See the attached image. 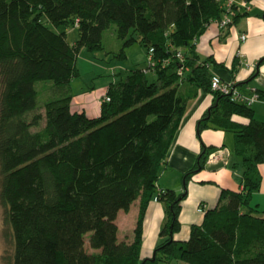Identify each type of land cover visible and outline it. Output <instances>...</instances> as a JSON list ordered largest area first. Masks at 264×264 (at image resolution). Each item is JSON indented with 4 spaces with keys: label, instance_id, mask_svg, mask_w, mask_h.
Returning a JSON list of instances; mask_svg holds the SVG:
<instances>
[{
    "label": "trees",
    "instance_id": "16d2710c",
    "mask_svg": "<svg viewBox=\"0 0 264 264\" xmlns=\"http://www.w3.org/2000/svg\"><path fill=\"white\" fill-rule=\"evenodd\" d=\"M226 2L0 0V204L12 241L3 264H264V211L251 204L262 184L264 122L255 119L251 106L211 90L209 60L200 62L194 48L206 27L226 14ZM233 9L232 23L246 16ZM70 25L77 29L73 44L67 40ZM112 25L118 50L104 44ZM135 44L147 54L153 49V70L144 73L146 65L116 74L107 90L110 101L102 102L97 117L72 112L81 50L125 60ZM178 49L188 69L183 78L174 56ZM263 63L264 57L257 66ZM184 79L213 94L196 134H233L242 190H221L217 205L179 242L174 234L188 182L214 151L201 144L181 193L158 188L186 112L188 99L178 91ZM44 81L52 86L37 89ZM258 94L264 101V92ZM157 195L166 214L159 233L164 241L151 259H141L145 214ZM137 199L132 241L120 242L117 215Z\"/></svg>",
    "mask_w": 264,
    "mask_h": 264
},
{
    "label": "crops",
    "instance_id": "0c3cea01",
    "mask_svg": "<svg viewBox=\"0 0 264 264\" xmlns=\"http://www.w3.org/2000/svg\"><path fill=\"white\" fill-rule=\"evenodd\" d=\"M239 11L246 16L227 28H220L215 22L210 23L198 38L194 48L200 62L209 60L211 74L219 76L225 83L232 84L241 95L250 97L255 93L264 92V63L257 66L258 61L264 57V0H252L248 10L240 9ZM242 34L246 36L245 41L240 40ZM119 47V42H116V49L113 50H118ZM130 51L127 50L128 57H130ZM107 58L110 59V56ZM128 61L130 65L118 63L113 67L109 83L102 85L104 93L108 90L109 84L116 80L117 73L136 67L143 69L147 65L143 57L138 62L131 59ZM151 77V81L155 79L154 74ZM74 90L72 87L71 111L84 112L91 118L97 117L104 97L94 100L84 94V91ZM178 91L180 95L188 99L186 112L174 136L166 162L162 166L157 182L158 188L172 190L177 194L182 192L183 175L196 165L202 143L206 147L214 148V151L223 148L228 151L226 163L207 164L206 161L205 168L193 175L188 182L187 196L181 203L180 229L174 234L175 241L184 242L189 238L191 226L200 225L205 212L217 205L221 190H242L240 183L242 166L239 158L229 154L234 145L232 133L206 129L202 131L200 139L197 137V122L212 105L213 94L202 91L186 79L181 83ZM79 92L81 94H78ZM251 108L255 119L264 122V101H256ZM233 120L243 124L248 123V119L239 116H234ZM259 170L262 175V184L259 192L253 194L251 204L257 205L259 210L264 211L260 208L261 204L256 201L257 198L264 197V164L259 167ZM139 204L140 201L137 199L128 212L118 213L116 224L120 242L132 241ZM199 207L203 208V213L197 211ZM165 221L163 204L151 201L143 224L141 259H151L155 248L164 241L159 233Z\"/></svg>",
    "mask_w": 264,
    "mask_h": 264
},
{
    "label": "rangeland",
    "instance_id": "374dc122",
    "mask_svg": "<svg viewBox=\"0 0 264 264\" xmlns=\"http://www.w3.org/2000/svg\"><path fill=\"white\" fill-rule=\"evenodd\" d=\"M48 26L53 29L51 25L48 24ZM114 27L115 26L112 25V27L104 33V44L106 46V49L109 50L116 49V42H118L114 34ZM66 32L68 42L73 43L77 39V29L74 26L70 25V27L67 28ZM127 50H131L129 54L130 57L126 55L128 58L126 57L125 60H118L111 58V56L110 59H108L105 51H95L94 53L90 54L85 49H82L76 63L79 77L73 80L72 87L75 89L74 91H84V94L89 96L90 99L92 97L94 100H98L106 96L107 91L104 93V86L102 85L105 83H109V77L111 76L110 73H112V69L114 66H117L118 63L130 65V61L128 60L131 59V61L138 62L142 57L145 59V61H147L148 54L141 45L135 44L131 46L130 48L126 49V54ZM117 72H119V70ZM98 74H100V76L97 77ZM149 74L150 75H148V78L151 80V76L153 73L150 72ZM50 86H52V83L49 81L39 82L37 84V89H48ZM43 94L44 95H41L39 97V103L41 106L43 105V102L47 100V97H45L47 93ZM78 94L81 93L79 92ZM40 112L43 113L44 111L41 109ZM43 124L44 121L42 122V125ZM229 134L231 133L229 132ZM229 154L234 156L233 150L230 149ZM256 201L257 203L261 204L260 208L264 209V197H259L256 199ZM11 253L12 241L10 229L5 223L4 210L2 205L0 204V264H3V256L9 255Z\"/></svg>",
    "mask_w": 264,
    "mask_h": 264
},
{
    "label": "built area",
    "instance_id": "2783aa9c",
    "mask_svg": "<svg viewBox=\"0 0 264 264\" xmlns=\"http://www.w3.org/2000/svg\"><path fill=\"white\" fill-rule=\"evenodd\" d=\"M234 7H236L238 10H248L249 3L243 0H227L226 2V14L223 16V18L219 21H215V23L220 28H227L228 26L233 25L232 23V17L234 15ZM241 41L246 40V36L242 34L240 36ZM153 49L149 50L148 58H147V68L143 70L144 73H147L148 71L153 70L155 66V62L152 58ZM175 59L178 60L181 63V66L178 68L177 73L180 78H183L185 72L188 70L185 66V57L184 53L181 49H178L174 52ZM210 88L213 92H218L223 95H227L230 97L231 101L233 102H239L242 104H245L246 106L250 107L253 103L260 100L259 94L255 93L250 97L241 95L235 87H233L232 84H228L223 82L219 76L212 74L211 75V81H210ZM110 98L108 96H104L103 102H109ZM228 157V151L226 149H218L213 152H211L207 159V164H217L220 162L226 163V158ZM163 190H159L158 193H163ZM154 202H159V195L155 196L153 198ZM199 213H203V208L199 207L197 209Z\"/></svg>",
    "mask_w": 264,
    "mask_h": 264
}]
</instances>
